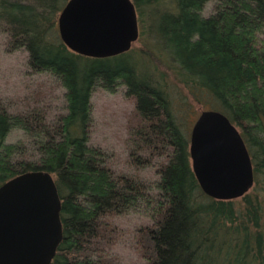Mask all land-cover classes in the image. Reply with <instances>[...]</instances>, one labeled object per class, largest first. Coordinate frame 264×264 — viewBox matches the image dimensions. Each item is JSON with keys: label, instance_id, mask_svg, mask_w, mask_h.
I'll return each instance as SVG.
<instances>
[{"label": "trees", "instance_id": "16d2710c", "mask_svg": "<svg viewBox=\"0 0 264 264\" xmlns=\"http://www.w3.org/2000/svg\"><path fill=\"white\" fill-rule=\"evenodd\" d=\"M131 1L139 28L132 46L140 42V57L154 65L147 74L130 51H70L57 28L67 0H0L8 51H26L29 72L62 87L65 101L54 117L43 90L12 110L0 106V186L28 172L54 178L62 240L50 264H264V0ZM168 81L239 130L254 177L242 197L201 190ZM98 87L122 90L132 107L119 170L90 144ZM131 212L144 220L128 233L136 261L126 263L115 252L124 235L117 220Z\"/></svg>", "mask_w": 264, "mask_h": 264}, {"label": "water", "instance_id": "95a60500", "mask_svg": "<svg viewBox=\"0 0 264 264\" xmlns=\"http://www.w3.org/2000/svg\"><path fill=\"white\" fill-rule=\"evenodd\" d=\"M59 36L72 52L106 58L128 51L139 28L131 0H67L57 15ZM192 171L209 197L231 200L253 186L245 142L229 118L202 110L189 137ZM61 203L54 178L41 171L0 186V264H50L62 240Z\"/></svg>", "mask_w": 264, "mask_h": 264}, {"label": "rangeland", "instance_id": "374dc122", "mask_svg": "<svg viewBox=\"0 0 264 264\" xmlns=\"http://www.w3.org/2000/svg\"><path fill=\"white\" fill-rule=\"evenodd\" d=\"M211 9L212 4L209 3L206 6V11L210 12ZM8 41L9 38L7 33H4L0 28V106L12 110L14 106L13 101L20 104L22 101L21 98L33 96L34 90L38 89L39 91L43 90L46 92V95L44 97L40 96V98L45 100L46 106L49 107V116L51 115L54 117L56 114L61 113L62 107L65 104L63 97L64 90L62 87L56 85L52 86L50 84L49 87L44 86L47 84L46 77H41L40 75L31 74L29 72L26 66V51H8ZM142 42L152 45L151 40L145 38L142 39ZM138 46H140V42L137 43V45L131 46L128 51L133 53L134 57H132L131 60L136 64L140 74H147L146 67L148 68V64L153 66V68L154 65L140 57L141 54ZM155 70L159 75L160 69L155 68ZM40 84L43 85L41 86ZM172 84L170 81L169 85L172 86L170 89L171 96L175 105L177 104L180 106V108L176 106L178 116L185 115L184 120L180 119V121L183 131L188 133L189 136L194 121L204 108L191 103L189 98H185V90H181L182 88L180 86H177V88ZM49 89L50 93L48 92ZM181 97H184V102L181 100ZM92 102L94 110L90 144L99 146L108 154L112 155L110 158L112 165L114 164V167L119 170L123 167L120 162L123 161L126 156L127 132L125 123L132 108L131 104L123 96L122 90L119 89L117 93L111 94L101 87L96 89L92 97ZM20 133V131H18V133L14 132L9 139L15 140ZM143 220V216L134 212L123 214L117 220L124 235L115 248V252L121 255L126 263L136 261V255L131 249L128 233L130 230L140 225Z\"/></svg>", "mask_w": 264, "mask_h": 264}]
</instances>
